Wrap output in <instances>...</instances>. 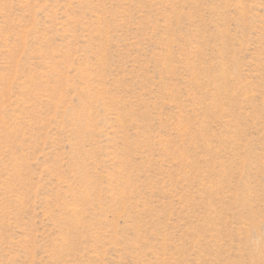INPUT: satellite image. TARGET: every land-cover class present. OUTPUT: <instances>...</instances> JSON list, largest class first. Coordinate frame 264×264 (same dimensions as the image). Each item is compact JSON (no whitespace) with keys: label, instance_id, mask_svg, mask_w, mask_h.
<instances>
[{"label":"rangeland","instance_id":"rangeland-1","mask_svg":"<svg viewBox=\"0 0 264 264\" xmlns=\"http://www.w3.org/2000/svg\"><path fill=\"white\" fill-rule=\"evenodd\" d=\"M0 264H264V0H0Z\"/></svg>","mask_w":264,"mask_h":264}]
</instances>
